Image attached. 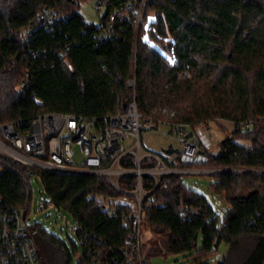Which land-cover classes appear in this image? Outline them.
Listing matches in <instances>:
<instances>
[{"label": "trees", "instance_id": "1", "mask_svg": "<svg viewBox=\"0 0 264 264\" xmlns=\"http://www.w3.org/2000/svg\"><path fill=\"white\" fill-rule=\"evenodd\" d=\"M82 1L0 0V124L26 132L40 114L102 117L124 111L135 98L147 116L163 118L157 108L167 104L175 120L191 125L255 120L251 129L235 131L250 144L229 136L217 153L207 150L205 166L264 170V0H151L150 41L139 39L138 22L122 21L100 43L95 35L101 26L84 19ZM120 1L112 0L103 17ZM26 72L30 83L20 88ZM185 72L191 75L183 79ZM129 79L136 80L134 91ZM123 165L134 168L136 162ZM32 171L0 153V226L12 208L30 213L37 177L54 203L76 219L79 240L88 233L104 250L126 244L130 226L105 204L121 194L108 178ZM212 175L211 188L229 204L223 215L174 174L170 184L161 181L155 189L143 223L165 253L193 257L195 264H209L221 245L226 252L218 264H264V173ZM120 184L134 188L137 177ZM143 184L151 190L154 180L145 176ZM28 233L43 264H80L85 258L86 244L80 241L83 256L74 262L76 244L69 249L39 222Z\"/></svg>", "mask_w": 264, "mask_h": 264}, {"label": "built area", "instance_id": "2", "mask_svg": "<svg viewBox=\"0 0 264 264\" xmlns=\"http://www.w3.org/2000/svg\"><path fill=\"white\" fill-rule=\"evenodd\" d=\"M151 0H122L115 5L107 17H103L112 0H95V9L100 14V30L95 35L97 43L114 36L117 25L122 21H136L141 29V40L150 41L149 31L154 14L147 13ZM57 17L54 13L52 15ZM188 76L189 73H183ZM30 83L26 72L19 84L25 88ZM127 86L133 91L136 80L129 79ZM164 117L147 116L140 112L136 99L130 101L125 110L102 117L75 114L44 113L32 123L26 132L20 131L14 123L0 124V153L21 162L28 167L64 173L104 176L121 192L105 200L111 216L121 213L122 221L131 232L126 244L104 250L95 246L91 236L80 237L86 244L85 258L80 264H150L143 252V218L146 208L155 201L153 193L159 183L170 184L174 174L201 172L202 169H186L188 166H203L209 162L207 150L214 140V133L208 123L191 125L174 119L175 112L162 108ZM225 121V120H223ZM230 122V121H228ZM239 131L254 126L255 120L230 122ZM167 125L166 136L176 140L173 148L177 152L167 153L163 149L154 151L143 142V133ZM80 147L84 154L81 164L74 163L73 146ZM132 159L136 167L130 168L123 162ZM150 163L142 166V163ZM107 164V165H105ZM33 173V171H32ZM137 177L134 188H124L122 178ZM145 176L154 180V187L146 189ZM53 208L60 212L50 195L44 194L38 200V209ZM119 212V213H118ZM29 214L22 208H12L2 215L0 226V264H43L34 241L28 233ZM77 227V226H76ZM75 227V228H76ZM74 228V229H75ZM76 235L78 234L75 229ZM102 238H100L101 240ZM79 256L78 259L82 258Z\"/></svg>", "mask_w": 264, "mask_h": 264}, {"label": "rangeland", "instance_id": "3", "mask_svg": "<svg viewBox=\"0 0 264 264\" xmlns=\"http://www.w3.org/2000/svg\"><path fill=\"white\" fill-rule=\"evenodd\" d=\"M95 0H83L79 8V12L83 15L84 19L89 23L100 24L101 18L100 14L94 7ZM139 32V39H141V29ZM165 53H169L168 49L162 48ZM169 58H172L168 54ZM188 76H183V79L189 77L191 74L188 72ZM182 78V77H181ZM162 107H168L167 104L159 106L157 109L162 110ZM169 108V107H168ZM212 131L214 133V140L209 147V151L212 153H217L223 144V141L229 136H235V138L243 143L250 144V141L247 139V135L242 133H237V130L234 125L228 121H223L221 119L215 120L210 123ZM170 128L167 125L161 124L156 130L143 133V142L148 146L149 149L154 151H159L162 148L168 146L170 143L178 146L176 140L166 136V133L169 132ZM238 131V130H237ZM74 151V163L81 164L84 160V154L81 151L80 147L73 146ZM215 166L210 163L207 166H188L186 169H202L201 172H188L183 174V179L187 185L190 187L199 190L204 193L211 203L214 205L215 209L223 215L227 208L229 207L228 202L224 198L223 194H218L213 191L211 188V183L214 181L212 174H217L222 170V168H214ZM234 172L242 173L243 169L233 168ZM32 188H33V197L31 202V211L29 213L28 220L29 224L35 222L41 223L49 232H52L58 235L68 246L69 249H72L74 244H76V254H74V262L77 261L78 256L82 253V246L79 238L76 235L75 227L77 226L76 219L64 208H61L60 212H56L53 208H48L47 210L38 209V200L44 194V188L42 183L38 180L37 177L32 178ZM143 252L144 255L149 258L150 264H195L193 257H186L184 254H167L165 253L164 247L161 245L158 237H154L152 234L149 225L143 223ZM226 252V246L221 245L216 254L210 259L209 264H218L222 259L224 253ZM75 255H78L75 257Z\"/></svg>", "mask_w": 264, "mask_h": 264}, {"label": "water", "instance_id": "4", "mask_svg": "<svg viewBox=\"0 0 264 264\" xmlns=\"http://www.w3.org/2000/svg\"><path fill=\"white\" fill-rule=\"evenodd\" d=\"M165 152H167V153H173V152H177V149H175V148H173V145L172 144H170V146H169V149H163ZM246 171H248V172H259V173H264V170H253V169H250V170H244L243 169V172H246ZM220 172H234V170L233 169H222V170H220ZM71 174H76V173H71Z\"/></svg>", "mask_w": 264, "mask_h": 264}]
</instances>
